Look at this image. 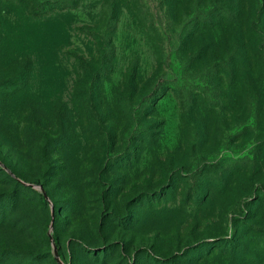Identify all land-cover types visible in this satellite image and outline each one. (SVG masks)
I'll return each instance as SVG.
<instances>
[{"label":"rangeland","instance_id":"374dc122","mask_svg":"<svg viewBox=\"0 0 264 264\" xmlns=\"http://www.w3.org/2000/svg\"><path fill=\"white\" fill-rule=\"evenodd\" d=\"M194 1L0 0V264H264V24Z\"/></svg>","mask_w":264,"mask_h":264},{"label":"trees","instance_id":"16d2710c","mask_svg":"<svg viewBox=\"0 0 264 264\" xmlns=\"http://www.w3.org/2000/svg\"><path fill=\"white\" fill-rule=\"evenodd\" d=\"M243 1L244 0H210V5L212 9L211 8L209 9V7L205 8V12H201V13L204 14V16L206 15L208 17L211 15L213 16L217 15L220 18L229 17V18H233L236 21L239 19ZM191 3H195V1L192 0ZM201 5L205 6L207 4L203 2L201 3ZM247 6H248V12L246 14V17L248 18V21L250 23L252 22L251 25L253 26V27H249V31L251 33L256 32L255 34L256 40L252 42L249 47H250V51L256 54L258 53V46L260 47L261 45L258 43L263 41L262 38H259V36L263 34L264 0H247ZM116 18H117L116 11H112L108 15L107 23L104 30V35L102 36L99 42L100 49L98 50L97 58L95 60L93 59L94 61L92 60L93 63H95V66H94V70L91 72L90 79L92 80V82H97V84L100 80V77L105 75L111 69V63L114 56L112 35L115 28ZM253 22L255 24L258 23L259 27H255ZM80 61L83 62L82 60ZM131 67H132V71L134 72L136 63H134ZM153 93L156 94V91L154 90ZM18 180L21 183H23L24 187L27 189H30L32 187V184H36L35 182L26 183V181L20 178H18ZM38 195L40 197V201L44 202L45 197L43 195V192H38ZM236 234H237V230L233 233L232 236L230 235L226 239L224 238V240L223 238H221L219 241L225 246H229L233 251L234 247H236V245L238 244L236 243L237 239H235ZM215 239L218 240L219 238H215Z\"/></svg>","mask_w":264,"mask_h":264},{"label":"water","instance_id":"95a60500","mask_svg":"<svg viewBox=\"0 0 264 264\" xmlns=\"http://www.w3.org/2000/svg\"><path fill=\"white\" fill-rule=\"evenodd\" d=\"M27 183V182H26ZM32 185H35V184H32ZM40 187H41V185H40ZM43 194H44V192H43ZM45 195V194H44ZM48 234H49V236H50V238H52V236H51V232L50 231H48ZM54 254H55V257L57 258V259H59V256H58V254H57V251H56V249H55V245H54Z\"/></svg>","mask_w":264,"mask_h":264}]
</instances>
